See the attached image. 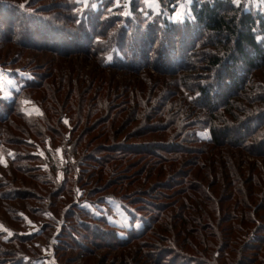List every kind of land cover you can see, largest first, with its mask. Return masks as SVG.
<instances>
[{
  "label": "trees",
  "instance_id": "16d2710c",
  "mask_svg": "<svg viewBox=\"0 0 264 264\" xmlns=\"http://www.w3.org/2000/svg\"><path fill=\"white\" fill-rule=\"evenodd\" d=\"M18 64L0 264H264V0H0Z\"/></svg>",
  "mask_w": 264,
  "mask_h": 264
},
{
  "label": "rangeland",
  "instance_id": "374dc122",
  "mask_svg": "<svg viewBox=\"0 0 264 264\" xmlns=\"http://www.w3.org/2000/svg\"><path fill=\"white\" fill-rule=\"evenodd\" d=\"M48 1L49 0H45V2H48ZM248 1L252 2L254 5H257L259 2H262V0H248ZM182 12H183V9H181L177 14L173 15L172 19L175 20V18H177L178 16L182 14ZM78 62L84 63L85 68L92 69L93 67V64L91 61L82 62L81 60H79ZM32 77H33L32 72L30 70L25 69L23 65L18 64L17 66H14V67L9 65V67H6V68L0 67V86L3 92V96L5 97L12 96V90L17 89L19 87V84H21V81H19L18 79L20 78L30 79ZM24 109L28 113H33V112L38 111L36 107L32 106L30 103H27V102H24ZM10 156H12V152ZM10 156H5L3 158V160L6 163L4 164L3 162L4 168L9 164ZM6 157H8L9 160ZM137 170H138V167L132 169L130 173L134 174V172H136ZM1 173H4L5 175L7 174L6 170L3 169V167L1 168ZM104 182L105 180L102 181V183L100 184H103ZM101 209H103V211L108 216V218L112 220H116L118 222H121L129 226V216L127 212L124 209H122L118 203L111 201L109 202V206L102 205ZM137 225L139 226L140 222L137 223ZM117 252L118 251L109 253V250L103 248L97 251L96 253L91 254L90 256H87L86 258L88 261L86 260L85 256L77 257V255H75L73 257V260L71 261L68 260L67 257H63V261L66 264H103V261H101V259L110 260ZM110 254H112L111 257H110ZM89 261L91 262L89 263Z\"/></svg>",
  "mask_w": 264,
  "mask_h": 264
},
{
  "label": "crops",
  "instance_id": "0c3cea01",
  "mask_svg": "<svg viewBox=\"0 0 264 264\" xmlns=\"http://www.w3.org/2000/svg\"><path fill=\"white\" fill-rule=\"evenodd\" d=\"M6 158L9 160V158H8V157H6ZM3 162H4V164H6L4 160H3Z\"/></svg>",
  "mask_w": 264,
  "mask_h": 264
},
{
  "label": "snow or ice",
  "instance_id": "6c2138e0",
  "mask_svg": "<svg viewBox=\"0 0 264 264\" xmlns=\"http://www.w3.org/2000/svg\"><path fill=\"white\" fill-rule=\"evenodd\" d=\"M21 7H23V6L21 5Z\"/></svg>",
  "mask_w": 264,
  "mask_h": 264
}]
</instances>
